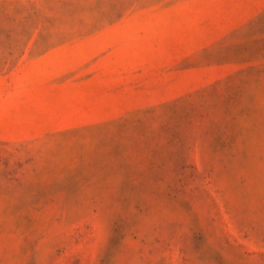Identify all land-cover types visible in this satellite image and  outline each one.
Instances as JSON below:
<instances>
[{
	"label": "rangeland",
	"instance_id": "rangeland-1",
	"mask_svg": "<svg viewBox=\"0 0 264 264\" xmlns=\"http://www.w3.org/2000/svg\"><path fill=\"white\" fill-rule=\"evenodd\" d=\"M0 264H264V0H0Z\"/></svg>",
	"mask_w": 264,
	"mask_h": 264
}]
</instances>
